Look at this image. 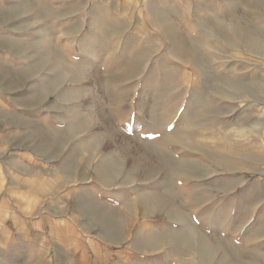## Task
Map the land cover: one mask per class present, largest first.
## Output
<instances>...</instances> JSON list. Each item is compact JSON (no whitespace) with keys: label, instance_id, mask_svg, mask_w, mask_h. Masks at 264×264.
Returning <instances> with one entry per match:
<instances>
[{"label":"rangeland","instance_id":"obj_1","mask_svg":"<svg viewBox=\"0 0 264 264\" xmlns=\"http://www.w3.org/2000/svg\"><path fill=\"white\" fill-rule=\"evenodd\" d=\"M37 161L8 264H264V0H0V222Z\"/></svg>","mask_w":264,"mask_h":264},{"label":"crops","instance_id":"obj_2","mask_svg":"<svg viewBox=\"0 0 264 264\" xmlns=\"http://www.w3.org/2000/svg\"><path fill=\"white\" fill-rule=\"evenodd\" d=\"M31 168L34 170V172L36 171V173H34L33 175L25 172V169L22 168V166H10L9 164H5L3 167L5 178L8 179V184L10 185V190H12L13 185L18 186L15 196L12 197L15 202L17 221L13 226L0 222V264H8L2 252L1 241L10 236L17 235L20 237L22 236V238L25 239L27 238L29 244L26 245V248L28 252L31 255L39 253L38 245H35L34 241L35 238H40L41 235L39 230H36L34 235H31L33 228L31 227L29 223L30 219L28 218L29 216L35 215V213L37 212L29 211L28 205L26 204V196L24 194L23 186L28 183L40 186L45 181L51 182L50 180L54 177L50 173V171H52V168L44 162H34L31 164ZM38 194H41L43 199L44 197H46L41 189L38 190Z\"/></svg>","mask_w":264,"mask_h":264}]
</instances>
